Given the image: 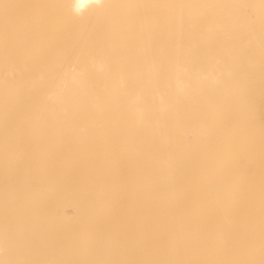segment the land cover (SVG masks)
<instances>
[{
	"label": "bare ground",
	"instance_id": "1",
	"mask_svg": "<svg viewBox=\"0 0 264 264\" xmlns=\"http://www.w3.org/2000/svg\"><path fill=\"white\" fill-rule=\"evenodd\" d=\"M144 1L151 2L147 4ZM87 2L90 3H83L87 4L83 5L86 13L80 12L83 15L80 20L82 26L69 28L65 39L69 48L74 51L80 48L81 51L75 54V60L66 58L62 62L59 73L49 83V90L38 101L41 105H55L56 120L65 119L86 125L96 122L94 120L97 118L99 121L135 125L134 129H125L126 133H133L134 136H124V148L129 153L124 166L128 172L126 181L133 178L132 182L136 180L138 185L131 186L129 182L128 186L127 183L121 185L119 182L120 186L113 185L112 192L107 194L109 200L106 204L112 220L106 224L104 220L88 214L86 224L78 233L134 236L144 240L124 242L123 245L122 242H112L108 248L127 244L133 246L135 253L128 251L125 259L110 260L108 252H101L103 245L93 243L91 247L81 249L83 252L79 255L70 249L67 263L264 264V172L259 171L264 167L259 161L264 155L259 150L253 154L254 163L229 165V172H216L217 177L211 179L205 172L208 166L198 164L201 156H205L202 155L203 148L192 147L187 141L195 136L193 122L210 124V128L215 130L211 138H222L229 132L244 137L248 126L262 127L261 120L255 121L256 124L245 122V116L241 121L235 120L225 109L227 104L235 103L239 104L241 113H246L248 107L240 104L242 101L239 102L234 95L240 92L235 90L242 89L249 94L256 85L223 83V78L219 76L220 70L214 67L204 70L205 61L216 50L215 47L238 39L240 35L228 31L227 22L222 20V9L213 8V3L207 0ZM201 8L203 11L200 12ZM115 23L118 27L125 25L126 29L123 26L117 28ZM210 25H216L220 34L215 38L216 43L207 45L203 39H199L197 32ZM141 27L145 36L141 37L139 34L142 33H139L135 38L139 40L133 43L134 36L128 32L134 29L132 32L136 34L137 29L142 30ZM78 29L84 36H78L77 33L75 40L74 31L78 32ZM147 29L154 31V35ZM159 30L164 31L161 38L158 34H162V31ZM126 31L128 35H125ZM127 36L133 40L130 41ZM124 38L129 39L127 47ZM159 42H168L166 45L160 44L161 47L170 48L161 49ZM101 45L109 46L116 63L112 62V56ZM161 50L168 54L165 52L161 57ZM110 60L116 64H113L115 67L111 64L108 67ZM112 67L115 71H112ZM202 79L208 82L202 83ZM6 86L18 87L14 84ZM64 132H67V136L62 138L59 148L50 157L63 160L47 162L52 164L48 172L42 170L46 161L40 165H34L33 161L34 169L28 172L30 158L17 159L13 164L15 168H11L13 171L8 172L9 164L16 158L13 154L20 149L22 141L1 148L4 156L0 157V167L3 169L0 185L9 184V187L5 195H0V264H53L46 250L57 251L61 248L58 243L63 233L59 235V232L40 224L35 228L32 226L34 229L31 233L29 227L26 230L24 223L31 217L30 225L32 221L51 220L55 214L52 206L63 193L78 212L87 214L93 205L94 171L96 167L102 166L100 161L81 160L92 157V153L78 156L79 151L88 154L93 150L88 144L91 141L85 142L84 137L76 133L78 137H74L75 134L68 135L80 132V129ZM66 158L70 160H64ZM196 158V164L191 162ZM2 159H9V162L4 165ZM198 167L204 169L199 170ZM100 169L97 177L101 176ZM51 170H58L64 178L59 177L52 184L48 176ZM13 175L14 178L11 177ZM240 177L244 180L242 189L237 187ZM143 178L149 180L142 196L144 203L139 209L131 211V206L125 200L132 201L140 189L143 190ZM251 191L256 203L244 200L243 192ZM12 198L14 204L5 203ZM151 198L165 201L152 202L149 201ZM10 215L18 216L19 224L8 220ZM183 215L185 217H181ZM90 223L92 226L88 225ZM67 227L65 229L69 228L70 232V227ZM73 227L72 232H75L79 225L76 229ZM218 233H223L225 243L221 242L223 239L218 240ZM27 235H33L34 241ZM56 262L58 259H55Z\"/></svg>",
	"mask_w": 264,
	"mask_h": 264
},
{
	"label": "rangeland",
	"instance_id": "2",
	"mask_svg": "<svg viewBox=\"0 0 264 264\" xmlns=\"http://www.w3.org/2000/svg\"><path fill=\"white\" fill-rule=\"evenodd\" d=\"M207 1L210 4L213 3V8L222 9L220 10L222 13V20L227 22L228 31L231 33L236 32L240 36H238V39L226 41V43L219 44L215 47L216 50H214V52L209 55L208 60L205 61L204 70L213 67L220 70L219 76L223 78V80H221L223 83L229 84L232 82V84L236 85H240L241 83L256 85L257 87H255V90H252L254 93L249 91V94H247L242 89L235 90H239L240 92L238 93L239 95L237 93L234 94L239 102L242 101L240 104L247 105L248 107L246 113H241L239 111V104L237 105L235 103L227 104L225 109H227V114L232 115L235 120L241 121L242 117L244 118L245 116L247 117L244 118L245 122H254L256 124L258 120H261L263 124L262 127L257 128L255 126H248L244 137H237L234 133L229 132L225 137L217 138L214 136L211 138V135H214L215 130L210 128V124L206 125L203 122H193L195 136L194 138H188L187 141H189L190 146L192 147L198 146L203 148L204 153L202 155L205 156L204 158L201 156L198 160V164L208 166L205 168L206 176L214 179L217 177L216 172H229L231 169L228 168L229 165L243 162L254 163L256 160L253 159V154L261 151V154L264 155V0ZM145 2L147 3V1H144V3ZM149 2L151 1H148L147 4H149ZM83 3L88 4L90 2H87V0H81V2H77V0H0V157L4 156V154H1V148L8 146L9 144H14L16 141H22L21 145H19L20 149L17 150V153L13 154L16 158L11 161L7 171L9 172L15 168L13 164L17 159L30 158L28 172L31 173L34 169L32 165L33 161L34 165H40L46 161V165L42 170L48 172V170L51 169L50 166L52 164H47V162L63 160L50 157H53L55 153L54 151L59 148L62 138L67 136V132L64 131L72 129H80V132H73L68 135L74 136L76 133L78 136L84 137L83 139H85V142L91 141V143L88 144L91 147L90 149L93 150H90L88 154H83L79 151L78 156L90 155V153H92L93 156L82 158L81 160L100 161L102 166L96 167L98 169L95 168L96 171H94V187L92 188L91 196L93 198L91 199L93 205L88 209L87 214L83 213L84 211H76L72 204L69 203V200L66 199L67 195L63 193L52 206L55 214L51 220L47 218L41 221H32L30 225L29 222L32 219L31 217V219L29 218V221L24 223L27 226L25 227L26 230L29 227L31 233L35 226L39 224L42 226L44 225L52 231L59 232V235L63 233L60 236V241L58 243L61 248L57 251L46 250L48 253L47 257L51 261H54L53 264H65V262L68 264L66 258L68 254L67 252L70 251V249L79 255L80 252H83L81 249L84 247H91L93 243L103 245L105 248L101 246V252H108L110 260L117 258L125 259L128 251H134L133 246L127 244L124 246H112L111 248H108L112 242H122L123 245L124 242H141L144 240L143 238L134 236L113 237L109 235H86L78 233L79 229L86 224L85 220L88 214L92 215L94 218L104 220L106 224L112 220L113 217L108 213L109 208H106V204L109 200L108 195L112 192L111 189L113 185L120 186L119 183L125 185L127 182H129L131 186L137 184L135 183L136 180L132 182L133 178H129L130 181H126L128 172L125 170L126 167L124 164L126 163V156L129 153L126 152L123 141L127 136L128 138L134 136L133 133H126L125 129H134L135 125L123 122V124L126 125L124 126L123 124H120L122 122L99 121L97 118L94 120L96 122L85 123L86 125H82V123L76 121H66L65 119L56 120L54 118L57 114L55 105L51 103H43L41 105L38 101V98L49 90V83L51 79L56 77L59 73L62 62L66 61V58H68V60H75L73 59L75 54H78L80 53L79 51H81L80 48L75 49V51L73 48H69L66 45V37L69 28L73 26H82L80 20L83 19V15L81 16L80 12L85 11L83 5L87 6V4ZM199 11L201 12L203 9L201 8ZM85 13L86 12H84V14ZM117 25L118 24L115 23V26ZM122 26L126 29L125 25H119V27ZM119 27L117 26V28ZM143 27L145 28L146 25ZM149 27L150 26H148V28ZM191 27H193V25ZM151 28L152 30L154 29V27ZM127 30H129L128 26ZM132 30L129 32L126 31L125 35H128V33L133 34L129 35L134 36V40L127 36L130 38V41L133 40V43L139 40H135L136 35L139 33L143 34H139L141 37L145 36L143 28V32L142 30L137 29L138 31L136 34L134 31L132 32ZM152 30L150 29L148 32H152ZM194 30L195 28L193 31ZM74 32L76 33V35L74 34L76 37L75 40H77V33L79 34L78 36H80V34L82 37L84 36V33H80L79 29L78 32L76 30ZM163 32L164 31H162V34H158L160 38L163 36ZM90 33H92V31L89 32V34ZM219 34L220 31L216 30V25H210L204 30L197 32L199 39H203L207 45L216 43L215 38ZM128 38H124V42L126 41L125 43H127L125 44V47L128 45ZM160 43L162 45L169 44L168 42H159L158 44L161 49L164 46L161 47ZM102 47L104 51L109 53L110 56H112L111 58H113V55L109 51V46L106 45ZM166 47L170 48L168 46ZM166 47H164V49H166ZM165 52L167 55V51ZM165 52H162L161 50L159 55L164 56ZM168 52H170V50H168ZM157 57L159 58V56ZM111 60H113L112 62H115L116 59L114 60L113 58ZM111 60L109 61L108 67L111 65L114 66L113 64L116 63H112ZM113 69L112 71H115V68ZM201 82L204 83L208 81L202 79ZM12 84L18 85V87L9 88L6 86ZM62 114L63 113L61 112L60 115ZM116 128H118V130ZM227 130L228 129H226V131ZM121 133H124V135ZM76 134L74 137H78ZM93 136L94 141H97L95 144ZM99 144L102 150L100 146H98ZM34 156L35 158H32ZM2 160L4 165L9 162V159ZM64 160L70 159L66 158ZM259 161L264 164V157ZM191 162L196 164L197 158ZM113 164H115V168ZM111 167L113 168L111 169ZM99 169L101 170V176L97 177ZM198 169L203 170L204 168L198 167ZM259 171L264 172V167L260 168ZM2 172L3 169L0 167V174ZM13 174H15V172H13ZM45 176H47L46 173ZM48 176L51 177L49 178L52 184H54L55 179L59 177L64 178V176L59 174L58 170H51ZM130 176L131 175L129 174V177ZM11 177L14 178V175ZM108 177L110 178L108 179ZM115 178L116 182H114ZM243 181L244 180L240 177L237 185L239 189H242L244 186ZM148 182V179L143 178V190L140 189L135 195V199L132 201L129 199L125 200V203L131 206L129 210L134 211L142 206L144 203L142 196H144L146 184L149 185ZM100 183L101 188H99ZM128 185L129 184L127 183V186ZM8 187L9 184L0 185V191L2 190L0 193L1 196L5 195ZM99 189H101L100 193ZM243 193L245 195L244 200L249 203L257 202V200L254 199V195H252V191ZM7 201L10 205L14 204L13 198L9 200L7 199L5 203H7ZM149 201L159 203L165 200L151 198ZM65 202H68L69 204L67 205ZM201 202H206V200L199 201V203ZM261 202L263 201H258V203ZM49 203H51L50 200ZM17 217L18 216L10 215L8 220H14L15 222H13V224H19ZM62 217L66 219L65 222V219L62 220ZM181 217L185 216L183 215ZM202 218L206 217L202 216ZM83 219L84 221H82ZM132 219H134V217ZM62 223H70V225H65L70 227V232H72V227L73 225L75 226V224L77 225L75 227L78 228L79 225V228L71 234L68 232L69 228L67 227L68 230H66ZM88 225L92 226L91 223ZM222 234L218 233V240L220 241L223 239L221 242L225 243L226 239ZM64 235H66V237H64ZM27 236L34 241L33 235ZM140 251L141 247H139L138 252ZM55 259H58V262L55 263Z\"/></svg>",
	"mask_w": 264,
	"mask_h": 264
},
{
	"label": "clouds",
	"instance_id": "3",
	"mask_svg": "<svg viewBox=\"0 0 264 264\" xmlns=\"http://www.w3.org/2000/svg\"><path fill=\"white\" fill-rule=\"evenodd\" d=\"M77 2H81V0H77ZM95 2L99 3V0H95Z\"/></svg>",
	"mask_w": 264,
	"mask_h": 264
}]
</instances>
